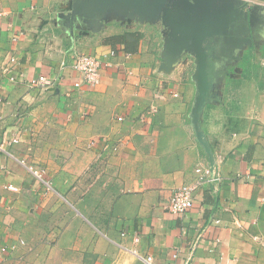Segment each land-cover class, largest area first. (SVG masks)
I'll list each match as a JSON object with an SVG mask.
<instances>
[{"label":"crops","instance_id":"0c3cea01","mask_svg":"<svg viewBox=\"0 0 264 264\" xmlns=\"http://www.w3.org/2000/svg\"><path fill=\"white\" fill-rule=\"evenodd\" d=\"M71 1L0 0V143L13 154L0 151V264H144L134 250L163 264H264V0H247L260 9L246 48L212 50L201 128L221 180L185 213L169 197L212 167L192 124L194 53L168 61L162 21L113 14L73 30ZM125 31L143 33L137 52L107 41ZM78 52L108 55L99 84L75 86ZM41 74L52 83L31 87Z\"/></svg>","mask_w":264,"mask_h":264},{"label":"water","instance_id":"95a60500","mask_svg":"<svg viewBox=\"0 0 264 264\" xmlns=\"http://www.w3.org/2000/svg\"><path fill=\"white\" fill-rule=\"evenodd\" d=\"M259 9L258 5L249 6L247 0H72L67 17L73 30L85 26L94 31H99L113 14L140 22L162 21L168 28L165 43L168 61L185 50L195 55L198 93L192 124L198 141L214 164L212 148L201 128L202 112L210 96L211 53L219 42L226 44V50L231 52L238 42H244V37L234 35L251 29ZM75 20L79 21L76 25Z\"/></svg>","mask_w":264,"mask_h":264},{"label":"built area","instance_id":"2783aa9c","mask_svg":"<svg viewBox=\"0 0 264 264\" xmlns=\"http://www.w3.org/2000/svg\"><path fill=\"white\" fill-rule=\"evenodd\" d=\"M16 40V37L14 38ZM111 55H115L116 51L111 50ZM129 55V53H127ZM18 61V57L16 55H11L9 60L3 65V70L7 73H11L16 68V63ZM66 62H62V66H66ZM110 66L111 63L108 60V55L104 54L102 57H97L96 55L86 53V52H78L76 53L71 60V67L82 74V80L77 81L75 86L79 87L82 83H85L90 86H94L100 83L101 81V69L103 66ZM130 73H132L130 71ZM12 80H17L15 75H11ZM28 83L31 87L43 89L45 85H49L52 83L49 82V78L47 75H39L38 77H33L28 80ZM177 95V94H175ZM20 141L19 137H14L9 142L10 144L18 143ZM8 143V144H9ZM0 151L7 152L9 155L13 156L12 153L6 150L5 143H0ZM19 161L27 167V169L40 181H42L47 191L54 190L51 181L47 180L44 177L45 170L41 167H37L34 164H27L25 159H19ZM211 163V161H210ZM211 168H206L202 171V176L188 184H184L177 188L172 195L169 197L167 201L166 208L174 213H185L195 205V194L198 188L204 181H208L210 183H217L221 180V176L218 172L215 171V161L214 164L211 163ZM200 171V170H199ZM201 172V171H200ZM6 188L11 190H18V188L12 184L5 185ZM192 247V245H191ZM137 257H139L144 264H163L161 263L157 257L152 253L140 254L137 251H133ZM177 254H174L176 257Z\"/></svg>","mask_w":264,"mask_h":264},{"label":"trees","instance_id":"16d2710c","mask_svg":"<svg viewBox=\"0 0 264 264\" xmlns=\"http://www.w3.org/2000/svg\"><path fill=\"white\" fill-rule=\"evenodd\" d=\"M143 33L140 31H125L122 34L110 36L107 41L112 44L121 43L126 52H137Z\"/></svg>","mask_w":264,"mask_h":264},{"label":"flooded vegetation","instance_id":"af4514ba","mask_svg":"<svg viewBox=\"0 0 264 264\" xmlns=\"http://www.w3.org/2000/svg\"><path fill=\"white\" fill-rule=\"evenodd\" d=\"M255 32H256V31H255ZM246 35H247V34H246ZM238 37H242V34H238ZM246 42H247L246 40H245L244 42H243V41H240V43L238 42V44H239V45H238V50H239L243 45H245L244 48H246V47H247V46H246ZM232 45H233V44H231L230 47H232ZM235 48H236V47H235ZM235 48H234V49H235ZM235 50H236V49H235Z\"/></svg>","mask_w":264,"mask_h":264},{"label":"rangeland","instance_id":"374dc122","mask_svg":"<svg viewBox=\"0 0 264 264\" xmlns=\"http://www.w3.org/2000/svg\"><path fill=\"white\" fill-rule=\"evenodd\" d=\"M67 13H68V10H67ZM69 15V14H68ZM70 20V19H68ZM79 21L78 20H75L74 24L76 25ZM76 29V28H75Z\"/></svg>","mask_w":264,"mask_h":264}]
</instances>
